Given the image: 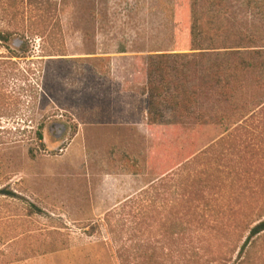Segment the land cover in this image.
<instances>
[{
    "label": "rangeland",
    "instance_id": "374dc122",
    "mask_svg": "<svg viewBox=\"0 0 264 264\" xmlns=\"http://www.w3.org/2000/svg\"><path fill=\"white\" fill-rule=\"evenodd\" d=\"M223 1L234 27L264 32ZM187 5L0 0V264H186L190 249L264 264V233L240 253L264 220V77L237 116L213 108L233 124L188 159L192 125L147 124L148 59L187 48Z\"/></svg>",
    "mask_w": 264,
    "mask_h": 264
},
{
    "label": "trees",
    "instance_id": "16d2710c",
    "mask_svg": "<svg viewBox=\"0 0 264 264\" xmlns=\"http://www.w3.org/2000/svg\"><path fill=\"white\" fill-rule=\"evenodd\" d=\"M240 1L264 25V0ZM227 15L223 0H188L187 25L183 30L187 48L151 56L146 65L147 124L174 128L192 125V134L180 133L192 151L185 159L197 154L204 143L215 141L218 132H225L233 124L230 117L217 115L213 108H229L231 117L237 116L246 109L239 104L247 92L246 82L255 78L258 84L264 77V32L240 30ZM0 39L8 41L3 36ZM11 58L18 57L13 53ZM42 131L40 125L36 139L44 149ZM28 153L33 159V152ZM0 196L12 195L1 190ZM177 227L175 223L171 225L172 230ZM263 233L264 220L251 229L240 253ZM189 253L186 264H198L200 249H190ZM138 260L126 259L123 264H137ZM142 260L141 264L152 262L150 256Z\"/></svg>",
    "mask_w": 264,
    "mask_h": 264
}]
</instances>
